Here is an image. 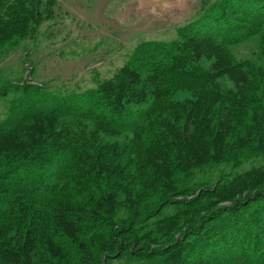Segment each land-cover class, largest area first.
Returning <instances> with one entry per match:
<instances>
[{
  "label": "trees",
  "instance_id": "obj_1",
  "mask_svg": "<svg viewBox=\"0 0 264 264\" xmlns=\"http://www.w3.org/2000/svg\"><path fill=\"white\" fill-rule=\"evenodd\" d=\"M55 1L0 0V49L36 33ZM216 17L223 41L190 24L96 89L12 108L0 122V264H264V166L201 196L188 186L196 169L264 158V81L228 48L263 30L264 0H224ZM179 90L193 98L174 101ZM156 218L159 232L146 231Z\"/></svg>",
  "mask_w": 264,
  "mask_h": 264
},
{
  "label": "rangeland",
  "instance_id": "obj_2",
  "mask_svg": "<svg viewBox=\"0 0 264 264\" xmlns=\"http://www.w3.org/2000/svg\"><path fill=\"white\" fill-rule=\"evenodd\" d=\"M223 1L56 0L53 16L36 33L17 37L0 49V122L18 104L27 108L26 114L33 108H50L62 98L96 89L123 66L136 64L141 46L174 43L180 39V31L190 24H194L195 35H210L223 41V28L215 21ZM263 38L264 28L242 43L228 45L249 72L262 75L260 81H264ZM192 98L187 90H179L172 96L174 101ZM149 105L145 103L141 112ZM262 166L264 158L255 157L238 166L223 163L196 169L188 185L190 194L201 196L203 190H212L219 183ZM179 209L176 205L169 206L161 216L172 215ZM158 218L150 222L146 231L159 232L153 224ZM103 264H146V261L125 254Z\"/></svg>",
  "mask_w": 264,
  "mask_h": 264
},
{
  "label": "water",
  "instance_id": "obj_3",
  "mask_svg": "<svg viewBox=\"0 0 264 264\" xmlns=\"http://www.w3.org/2000/svg\"><path fill=\"white\" fill-rule=\"evenodd\" d=\"M104 261H106V259Z\"/></svg>",
  "mask_w": 264,
  "mask_h": 264
}]
</instances>
